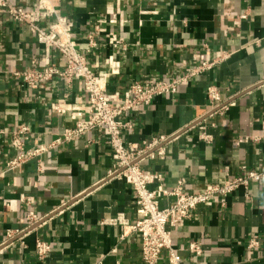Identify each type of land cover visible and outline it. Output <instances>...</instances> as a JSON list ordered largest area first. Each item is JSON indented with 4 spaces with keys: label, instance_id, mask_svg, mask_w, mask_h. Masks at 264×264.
Here are the masks:
<instances>
[{
    "label": "crops",
    "instance_id": "obj_1",
    "mask_svg": "<svg viewBox=\"0 0 264 264\" xmlns=\"http://www.w3.org/2000/svg\"><path fill=\"white\" fill-rule=\"evenodd\" d=\"M14 2L26 9L38 5V0ZM52 3L74 23L79 50L96 74L109 71L110 62L118 68L107 87L116 105L124 103L134 83L170 81L203 60L214 63L179 86L177 94L159 96L125 117L134 126L133 133L123 135L126 143L179 135L164 155L143 163L146 172L162 174L166 190L185 180V191L192 194L220 183L227 174L241 175L243 166L264 167V0ZM95 31L98 47L87 53L88 35ZM117 41L121 45L115 46ZM222 56L228 57L220 60ZM32 58L65 66L58 52L39 42L27 26L1 15L0 264H144L138 234L104 223L122 215L134 225L141 218L132 186L109 178L114 159L104 131L56 143L75 126L76 110L82 119L89 115L82 81L72 88L59 79L27 88L13 72L30 69ZM212 85L226 103L233 102L225 113L209 116L206 92ZM20 124L32 130L29 147L54 144L43 157L41 171L38 159L13 171L7 168L15 156L10 134ZM203 134L211 141L202 140ZM173 200L162 198L161 207ZM222 203L212 200L183 227L172 229L180 264H264V184L252 182L248 190L241 188ZM30 214L45 220L30 226ZM30 229L24 244H4L8 231ZM253 236L261 248L251 258L247 245ZM37 239L52 246L43 261L36 255ZM193 241L202 243V256L189 251ZM157 264H169L167 252Z\"/></svg>",
    "mask_w": 264,
    "mask_h": 264
},
{
    "label": "built area",
    "instance_id": "obj_2",
    "mask_svg": "<svg viewBox=\"0 0 264 264\" xmlns=\"http://www.w3.org/2000/svg\"><path fill=\"white\" fill-rule=\"evenodd\" d=\"M1 15L7 16L21 26H27L39 42L57 51L65 63L64 68H60L54 63L40 62L39 59L32 58L30 69L13 72V76L27 88L35 90L54 79H59L72 88L75 81H82L90 106L89 115L86 119H82L79 110H76L79 118L76 120L75 126L66 130L56 143L69 142L87 136L95 130L104 131L114 159L109 178L124 180L132 186L136 195L137 209L141 214V218L134 225H129L122 215L105 220L104 223L122 225L124 229H130L138 234L144 264H157L164 252H167L169 264H180V258L173 247L172 229L183 227L198 208L207 206L214 199L222 200L224 206V200L239 189L248 190L252 182L264 184V167L260 170H249L243 166L241 175L227 174L220 183L210 185L199 192L186 193L185 180H180L173 190L168 191L164 188L162 174L146 172L143 169V163L164 155L166 146L174 142L179 135H160L141 144L126 143L124 140L125 132H134L133 124L125 120L129 113L138 108L150 106L159 96L177 94L179 86L189 84L193 78L201 76L209 70L214 63L203 60V63L197 68L170 81L156 84L134 83L126 91L124 103L116 105V98L109 94L107 87L110 79L118 73V68L110 62L109 71L99 74L93 71L87 61L86 54L79 50L74 23L58 13L52 0H38L35 9L20 7L14 0H0ZM241 18H245V16ZM96 37L97 31L88 35L87 53H91L98 47ZM109 37L107 35V39ZM118 45L121 43L115 42V46ZM227 57L222 56L220 60ZM206 93L211 102L209 116L225 113L231 107L233 101L226 103L217 87L209 86ZM56 110L60 109L56 108ZM10 135L15 156L7 164L9 171L16 170L31 160L38 159L41 163L44 156H49L54 145L29 147L33 134L27 124L18 125ZM201 139L211 141L212 137L203 134ZM246 141V138L241 139L237 145ZM40 165L41 171L42 163ZM152 184L157 185L155 190L149 188ZM164 197L174 200L170 205L161 207V199ZM44 220V217L37 218L34 214H30L28 218L30 226L42 223ZM31 231V229L8 231L4 244L16 241L24 244V237ZM260 248L261 243L258 236L250 238L247 249L251 258ZM51 251L50 243L37 239L36 255L40 260H45ZM189 251L195 256H202V243L193 241L189 245Z\"/></svg>",
    "mask_w": 264,
    "mask_h": 264
}]
</instances>
